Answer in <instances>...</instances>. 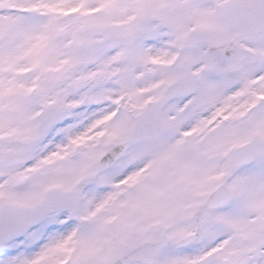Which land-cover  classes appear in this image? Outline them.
Segmentation results:
<instances>
[{
	"label": "snow or ice",
	"instance_id": "6c2138e0",
	"mask_svg": "<svg viewBox=\"0 0 264 264\" xmlns=\"http://www.w3.org/2000/svg\"><path fill=\"white\" fill-rule=\"evenodd\" d=\"M0 264H264V0H0Z\"/></svg>",
	"mask_w": 264,
	"mask_h": 264
}]
</instances>
